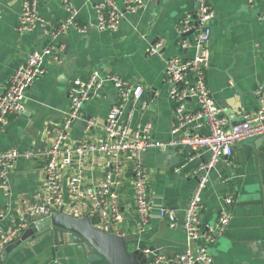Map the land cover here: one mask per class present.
<instances>
[{
	"label": "crops",
	"instance_id": "0c3cea01",
	"mask_svg": "<svg viewBox=\"0 0 264 264\" xmlns=\"http://www.w3.org/2000/svg\"><path fill=\"white\" fill-rule=\"evenodd\" d=\"M115 1L123 12L116 29L98 28L94 8L97 0H68L75 24L85 30L69 26L52 36L50 29H56L70 16V8L62 0H36L44 25L23 33L17 30L21 0H0V93L32 51L51 42L62 47L59 61L45 62V73L27 88L22 109L10 115L0 130V153L47 149L67 115L72 81L88 79L93 70L103 76L116 73L142 85V95L137 100L128 98L121 108L119 122H128L132 130L150 122V138L162 142L193 132L190 124L173 132L175 103L170 97L165 62L172 56L191 57L195 53L193 46L181 45L183 40L192 42L195 32L181 31L180 24L185 16L195 18L196 1L145 0L144 6L135 11L126 10L123 0ZM212 9L206 83L223 116L233 124L257 107L255 89L261 86L264 91V26L260 19L264 0H213ZM154 46L156 51L151 53ZM119 103L118 90L110 81L92 90L81 106V118L69 127L70 143L105 140L107 115ZM184 107L189 112L198 109L192 98L184 101ZM197 132H207L205 122ZM209 159L207 150L180 145L144 150L141 164L148 174V189L154 202L182 215L197 178L206 174L200 220L212 225L222 211L230 214L224 231L210 246L213 264H264V143L259 151L247 143L236 145L232 154L221 157L214 167L200 169ZM104 161L99 153L76 158L63 169L64 181L79 173L85 190L103 176ZM129 164L126 156L118 160L123 172L117 176L116 190L125 232L139 235L131 245L153 247L167 256L195 249L198 242L187 240L180 225L169 227L158 218L155 209L146 228L139 231ZM43 165L44 160L39 158L20 156L15 160L7 174L8 194L0 190L2 229L15 221L17 204L34 198L43 186ZM253 195L256 200L250 199ZM120 223L113 225L117 229ZM10 260L9 264H60L38 263L36 255L27 248Z\"/></svg>",
	"mask_w": 264,
	"mask_h": 264
},
{
	"label": "built area",
	"instance_id": "2783aa9c",
	"mask_svg": "<svg viewBox=\"0 0 264 264\" xmlns=\"http://www.w3.org/2000/svg\"><path fill=\"white\" fill-rule=\"evenodd\" d=\"M195 1V18L185 16L180 24L181 31L194 29L193 41L183 40L181 45L193 46L195 53L191 57L172 56L165 62V73L171 84L170 97L175 103L176 125L173 132L186 124L191 125L193 132L168 142L154 140L149 136L150 122L132 130L128 122L118 121L126 100L128 98L137 100L142 95L141 84L132 83L116 73L103 76L98 70H93L86 80L74 79L69 87L70 102L67 115L63 124L56 129L50 146L38 152L22 153L8 150L0 153V190L4 195L8 194V171L20 156L43 159L45 173L43 186L34 198L22 199L14 208L13 224L6 229L0 226V250L15 239L29 221L51 215L61 205L66 212L75 215L87 214L93 224L100 229H105L109 223L122 222L124 216L116 187L119 182L117 176L123 172L118 160L126 156L130 163L128 171L132 174L134 213L140 223L139 231L146 228L155 209L158 218L164 220L169 227L180 225L187 240L198 242L195 249L187 248L184 252L173 256L145 247L143 251L147 255L152 254L147 264H213L210 246L224 231L230 214L226 210L222 211L218 220L212 225L202 223L200 220L202 190L207 182L206 174L197 178L187 207L183 211L182 223H179L175 210L154 202V196L148 189V174L141 164V154L147 148L180 145L209 151V161L200 166V169L208 170L214 167L221 157L230 156L236 143L264 132V91L261 86L254 91L258 98L257 107L245 112L236 123L230 124L214 102L206 83L213 0ZM62 2L70 8L68 0ZM123 2L125 9L129 11L138 10L145 4V0H123ZM36 3V0H21L18 32H29L38 25H44V20L36 9ZM94 8L98 28L114 30L118 27L123 12L115 0H97ZM73 19L74 11L70 8L69 18L56 29H50L51 35L56 36L69 26L84 31L85 28L76 25ZM260 19L264 26V10ZM156 47L151 48L150 52L155 53ZM61 49V45L56 43L46 44L32 51L17 67L0 93V130L4 128L10 115L22 109L27 88L45 73V62L59 61ZM105 81L112 82L120 96V103L110 109L103 127L106 139L100 142L70 143L68 131L71 123L81 118L82 104L88 99L91 91L100 87ZM187 98L196 101L198 109L195 112L185 109L184 101ZM203 122L206 123L207 132L199 133L197 130ZM96 153L102 154L105 158V171L98 182L84 190L79 173L69 175L64 181L62 171L74 159ZM67 198L70 200L69 203ZM1 216L0 214V218Z\"/></svg>",
	"mask_w": 264,
	"mask_h": 264
},
{
	"label": "water",
	"instance_id": "95a60500",
	"mask_svg": "<svg viewBox=\"0 0 264 264\" xmlns=\"http://www.w3.org/2000/svg\"><path fill=\"white\" fill-rule=\"evenodd\" d=\"M192 32L194 29L188 33ZM246 143L259 151L264 143V132L234 146ZM250 199L256 200V197L253 195ZM178 220L182 223L181 214ZM138 237L137 233L125 232L124 222L117 229L111 223L100 229L87 214L66 212L61 205L51 215L29 221L24 231L0 250V264H7L25 248L36 255L38 263L147 264L152 254L147 255L141 247L131 245ZM149 248L153 250V247Z\"/></svg>",
	"mask_w": 264,
	"mask_h": 264
},
{
	"label": "rangeland",
	"instance_id": "374dc122",
	"mask_svg": "<svg viewBox=\"0 0 264 264\" xmlns=\"http://www.w3.org/2000/svg\"><path fill=\"white\" fill-rule=\"evenodd\" d=\"M130 247V246H129Z\"/></svg>",
	"mask_w": 264,
	"mask_h": 264
}]
</instances>
